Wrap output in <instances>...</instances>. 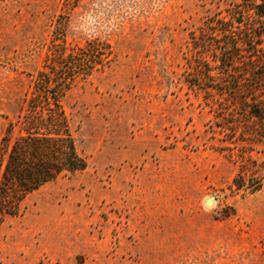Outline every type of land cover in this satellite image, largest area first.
<instances>
[{
	"label": "rangeland",
	"instance_id": "374dc122",
	"mask_svg": "<svg viewBox=\"0 0 264 264\" xmlns=\"http://www.w3.org/2000/svg\"><path fill=\"white\" fill-rule=\"evenodd\" d=\"M243 1L0 0V141L19 135L40 71L89 41L105 55L60 98L85 168L0 214V264H264V76L251 86L246 50L229 75L201 73L216 19L264 32L248 7L233 19Z\"/></svg>",
	"mask_w": 264,
	"mask_h": 264
},
{
	"label": "trees",
	"instance_id": "16d2710c",
	"mask_svg": "<svg viewBox=\"0 0 264 264\" xmlns=\"http://www.w3.org/2000/svg\"><path fill=\"white\" fill-rule=\"evenodd\" d=\"M246 1L251 0H244L243 5L237 6L239 16H232L234 20L238 23L242 22L244 6L252 9L256 16L264 18V0H252L251 6L246 5ZM216 22L219 25L211 28L219 30L221 36L214 38L216 45L210 54L215 64L211 66L208 61L202 59L204 70L201 73L210 79L212 68H217L224 76L229 75L234 55L240 56L241 52L246 50L250 57L249 81L252 87L260 85V80L264 76V67H258L255 57L259 49L261 50L258 46L262 41L261 33L264 32H256L254 36L256 38L245 34L242 36L232 30V22L220 19H216ZM213 37L203 34L199 39H194V47L200 49L199 52L207 51L206 49L211 48L208 46L209 39L213 40ZM99 45L95 41H89L86 51L81 50V54L84 53L81 56L83 58L69 52L57 61L60 69L49 66L54 76L45 71L38 73L35 80L37 95L27 100L26 110H29L30 114L23 115L24 124L20 127L19 135L12 138L10 135L12 124H10L0 141V214L18 213L28 193L61 174L85 168L86 162L77 153L67 131L60 98L69 83L67 79H70L78 66L83 65L84 67L78 70H82L83 74H89L95 64L102 63L104 52L100 50ZM222 85L226 87L225 84ZM245 103L251 114L260 115V110L254 102ZM37 107L48 110V115L43 117L36 110Z\"/></svg>",
	"mask_w": 264,
	"mask_h": 264
}]
</instances>
